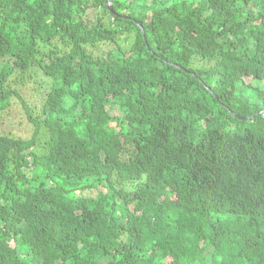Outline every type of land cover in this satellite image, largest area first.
I'll return each mask as SVG.
<instances>
[{
	"label": "trees",
	"instance_id": "16d2710c",
	"mask_svg": "<svg viewBox=\"0 0 264 264\" xmlns=\"http://www.w3.org/2000/svg\"><path fill=\"white\" fill-rule=\"evenodd\" d=\"M33 68L0 264H264V0H0V111Z\"/></svg>",
	"mask_w": 264,
	"mask_h": 264
},
{
	"label": "rangeland",
	"instance_id": "374dc122",
	"mask_svg": "<svg viewBox=\"0 0 264 264\" xmlns=\"http://www.w3.org/2000/svg\"><path fill=\"white\" fill-rule=\"evenodd\" d=\"M9 88L17 91V96H12L0 111V133L28 139L31 137L32 127L26 119V111L20 99L32 107L39 92L43 94L50 90L51 81L44 78L40 70L33 68L25 73L24 79H20L16 84L10 83Z\"/></svg>",
	"mask_w": 264,
	"mask_h": 264
},
{
	"label": "clouds",
	"instance_id": "9594fccd",
	"mask_svg": "<svg viewBox=\"0 0 264 264\" xmlns=\"http://www.w3.org/2000/svg\"><path fill=\"white\" fill-rule=\"evenodd\" d=\"M108 6H109V8L111 9V5L109 4Z\"/></svg>",
	"mask_w": 264,
	"mask_h": 264
}]
</instances>
